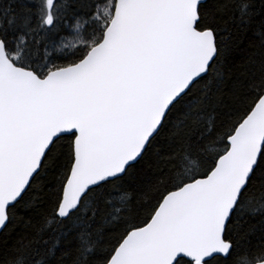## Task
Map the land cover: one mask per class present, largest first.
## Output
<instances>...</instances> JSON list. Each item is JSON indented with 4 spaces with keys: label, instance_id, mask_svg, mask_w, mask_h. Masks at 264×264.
Instances as JSON below:
<instances>
[{
    "label": "snow or ice",
    "instance_id": "1",
    "mask_svg": "<svg viewBox=\"0 0 264 264\" xmlns=\"http://www.w3.org/2000/svg\"><path fill=\"white\" fill-rule=\"evenodd\" d=\"M0 264H264V0H0Z\"/></svg>",
    "mask_w": 264,
    "mask_h": 264
}]
</instances>
